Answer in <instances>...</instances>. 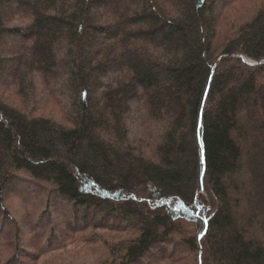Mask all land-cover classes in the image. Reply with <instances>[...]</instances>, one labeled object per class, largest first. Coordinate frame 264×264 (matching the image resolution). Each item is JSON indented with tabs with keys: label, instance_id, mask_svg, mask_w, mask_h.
Returning <instances> with one entry per match:
<instances>
[{
	"label": "trees",
	"instance_id": "obj_1",
	"mask_svg": "<svg viewBox=\"0 0 264 264\" xmlns=\"http://www.w3.org/2000/svg\"><path fill=\"white\" fill-rule=\"evenodd\" d=\"M106 1L0 0V215L23 173L100 264H264V0Z\"/></svg>",
	"mask_w": 264,
	"mask_h": 264
},
{
	"label": "rangeland",
	"instance_id": "obj_2",
	"mask_svg": "<svg viewBox=\"0 0 264 264\" xmlns=\"http://www.w3.org/2000/svg\"><path fill=\"white\" fill-rule=\"evenodd\" d=\"M21 1L6 0L13 4ZM261 1L240 0L234 8L244 6L248 9ZM119 3V0L106 1L98 11L99 16L103 12H111ZM215 4L218 7L221 1H215ZM248 11L240 19L245 18ZM9 43H6L8 49L11 46ZM10 53L6 50L4 56ZM12 95V92H8L6 97L17 106L19 98ZM46 114H49L48 110ZM17 179L7 188L5 212L0 215V264H7L9 259L14 258L15 264H100L108 257L107 245L116 246L117 241L132 239L133 236L129 234L84 229L80 215L71 207V203L55 198L48 185L31 182L23 173L17 174ZM122 226L124 223L104 227ZM174 259L175 264H193L186 251Z\"/></svg>",
	"mask_w": 264,
	"mask_h": 264
},
{
	"label": "water",
	"instance_id": "obj_3",
	"mask_svg": "<svg viewBox=\"0 0 264 264\" xmlns=\"http://www.w3.org/2000/svg\"><path fill=\"white\" fill-rule=\"evenodd\" d=\"M242 58V61L244 62V63H246V64H248V65H257V64H259V63H264V61H260L259 63H256V62H252V61H250V60H247V59H245V58H243V57H241ZM202 164H204V160H203V158H202Z\"/></svg>",
	"mask_w": 264,
	"mask_h": 264
}]
</instances>
